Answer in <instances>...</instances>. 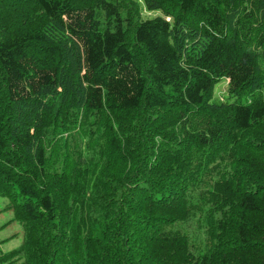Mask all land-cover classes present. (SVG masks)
Wrapping results in <instances>:
<instances>
[{
	"label": "trees",
	"instance_id": "16d2710c",
	"mask_svg": "<svg viewBox=\"0 0 264 264\" xmlns=\"http://www.w3.org/2000/svg\"><path fill=\"white\" fill-rule=\"evenodd\" d=\"M143 2L0 0V264H264V0Z\"/></svg>",
	"mask_w": 264,
	"mask_h": 264
},
{
	"label": "rangeland",
	"instance_id": "374dc122",
	"mask_svg": "<svg viewBox=\"0 0 264 264\" xmlns=\"http://www.w3.org/2000/svg\"><path fill=\"white\" fill-rule=\"evenodd\" d=\"M141 3L142 14L144 18L155 17L161 15L160 10H149L144 4L143 0H139ZM228 94V80H222L216 88L215 97L227 100ZM7 205V198L0 197V241H2L1 250L10 251L20 246L24 240V232L20 223L9 221L13 218V212L11 210H4ZM6 224V225H5Z\"/></svg>",
	"mask_w": 264,
	"mask_h": 264
}]
</instances>
